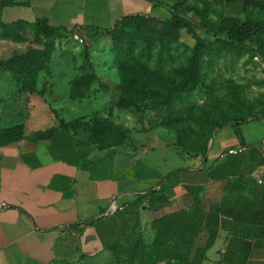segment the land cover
I'll return each instance as SVG.
<instances>
[{
    "label": "trees",
    "instance_id": "obj_1",
    "mask_svg": "<svg viewBox=\"0 0 264 264\" xmlns=\"http://www.w3.org/2000/svg\"><path fill=\"white\" fill-rule=\"evenodd\" d=\"M146 1L152 7L156 5L167 8L170 17L162 20L143 12L131 13L116 20L109 28L94 25H75L72 28L62 25L54 26L46 17L36 18L34 21L19 19L5 23L1 19L4 7L17 2L0 0V35L14 38L19 31L29 30L37 36L62 38L76 29H81L86 32L89 42L109 35L113 42L114 67L122 77L128 73L139 76L136 74L137 61L152 59L158 43H160L158 45L160 55L157 58L161 60L163 51L165 49L168 51L170 45L180 39L182 29L185 28L189 33H193L189 13L196 15L200 21V28L216 40L225 41L232 46H244L251 43L264 47V7L263 15L252 20L221 14L213 18L212 0H175L171 5L163 0ZM219 1L225 4L239 2L246 6L258 2V0ZM205 51L204 40L198 38L186 61L171 73H161L160 77L153 82H141L137 77L129 83L121 80V87L123 85L128 89H138L141 94L149 96L157 105H170L182 92L196 89L202 83ZM84 59L85 63L81 65L79 73L69 86V96L72 99L87 96L93 83L98 79L88 53V42L85 44ZM46 60V54L28 52L0 62V70L11 73L20 84L21 90L43 93L44 89L38 91L37 82L40 72L45 69ZM116 107L118 109L135 107L140 111L139 105L134 100L120 99ZM109 116L111 117V112ZM55 117L58 125L64 130L88 131L90 141L85 142L70 136L60 140L56 126L36 131L28 136L25 134L24 125L20 123L0 129V146L9 143L23 144L26 141L49 140V151L54 159L89 171L92 161L88 157L94 150L100 148V146L96 148L92 143L111 142L113 136L117 134L121 136V131L125 130L110 117H94L88 122L78 119L66 122L58 113H55ZM248 122L250 121L244 116H235L216 125L219 126L218 128L231 125L241 147H245V150L227 155L223 159L217 156L207 166L211 140L218 130L214 126L210 130L212 134L205 137L203 142L197 146L202 155V163L197 169L182 166L169 172L159 189L139 195L128 204L122 214L127 213L129 219L138 225L140 205L147 202L150 209L167 205L172 189L178 183H183L191 198L188 210L168 213L151 221L150 226L154 230L152 242H144L141 232L138 231L136 240L132 244L122 245L119 242L111 244L110 250L114 256V263L126 261L127 264H203L206 253L214 244L220 228L231 230L234 226H238L242 234L233 233L228 238L220 261L228 264H253L251 252L255 249L264 250V222L261 221L263 216L258 210L256 211L255 204L251 201L256 189L264 195V189L258 186L252 177L255 169L264 163V147L260 150L259 147L247 145L241 125ZM111 143L121 145V138L117 136V141ZM23 159L32 167L41 165L35 154H24ZM143 175L163 178V175L158 172L144 170L143 164L138 160L136 176ZM209 180L224 182V189L236 192L237 196L233 199L224 197L220 202L212 204L207 212L203 211L200 192L204 188L203 183ZM223 216L231 217V220ZM250 224L253 229H257L252 235L249 229H245V227H251ZM123 225L122 223V227ZM203 231L208 233L207 241L204 245H198L197 237ZM251 238L253 241L250 240Z\"/></svg>",
    "mask_w": 264,
    "mask_h": 264
},
{
    "label": "crops",
    "instance_id": "obj_2",
    "mask_svg": "<svg viewBox=\"0 0 264 264\" xmlns=\"http://www.w3.org/2000/svg\"><path fill=\"white\" fill-rule=\"evenodd\" d=\"M103 2L18 0L4 7L1 19L10 23L46 17L51 25L72 28L91 24L87 22L91 21L87 12L97 13L106 9L113 25L127 14L146 13L151 7L146 0ZM41 80L37 83L38 91L45 83ZM45 94L21 90L11 73L0 70V129L21 123L26 135L36 132L27 133L26 127L36 107V99L44 100ZM226 126L233 130L235 139L230 145L222 141L215 152L211 140L207 166L222 150L241 146L231 125L218 128L214 136ZM49 145V140H39L0 146V264H127L126 261L114 263L111 244H132L138 231L144 242L150 243L154 238V230L150 226L152 220L188 210L191 204L185 186L178 183L173 187L167 205L157 209H150L147 202L140 205L137 225L127 213L122 214L128 204L139 195L159 189L167 174L183 165L162 172L157 169L156 160L142 154L136 156L139 150L124 145L94 150L88 157L92 161L88 171L54 159ZM24 154H35L41 165L30 166L23 159ZM138 160L163 178L136 176ZM224 185L220 180L203 183L204 188L200 192L203 211L207 212L212 204L224 197L233 199L237 196L236 192L224 189ZM223 218L231 220V217ZM245 229H249L251 235L257 231L252 225ZM240 232L238 226L231 230L220 228L203 264H228L220 261L221 254L228 238L233 233L242 234ZM207 238L208 233L203 231L196 242L204 245ZM250 240L253 241L252 238ZM251 260L253 264H264V250H253Z\"/></svg>",
    "mask_w": 264,
    "mask_h": 264
},
{
    "label": "rangeland",
    "instance_id": "obj_3",
    "mask_svg": "<svg viewBox=\"0 0 264 264\" xmlns=\"http://www.w3.org/2000/svg\"><path fill=\"white\" fill-rule=\"evenodd\" d=\"M163 1L171 5L175 0ZM212 1L213 18L221 14L255 20L263 15L264 0L247 6L239 2L225 4L219 0ZM148 4L151 6L149 2ZM145 14L162 20L170 17L167 8L156 5L151 6ZM87 17L91 20L87 21L91 23L89 25L101 28L112 25L106 9H100L97 13L89 11ZM188 17L193 33L182 29L180 39L172 43L168 51H163L161 60L157 58L160 55L158 43L152 59L137 61L136 74L139 76L128 73L124 78L114 67L113 42L109 35L92 42L88 41L86 32L81 29H76L62 38L37 36L29 30L19 31L14 38L0 35V62L28 52L47 55L45 69L40 72L38 79L44 80H41L45 82L41 89L47 94L44 100L36 99V107L27 123V133L56 126L60 140L70 136L89 142L88 131L62 129L55 113L66 122L76 119L88 122L94 117H110L111 112L110 118L125 129L121 131V136L117 134L122 144L111 143L117 141V136H113L111 142L92 143L93 146H100L99 149L124 145L132 147L139 150L136 156L142 154L156 160L157 169L167 172L181 165L198 168L202 163V155L197 146L212 134L210 130L225 119L244 116L250 121L241 125L245 140L250 147L263 150L264 47L251 43L232 46L225 41L216 40L200 28L196 15L189 13ZM198 38L204 40L206 51L203 55L202 83L196 89L184 91L170 105L161 106L155 104L149 96L141 94L138 89H128L123 85L121 87V80L129 83L137 77L141 82H153L161 73H171L186 61ZM86 42L98 79L87 96L72 99L69 96V86L79 73L81 65L85 63ZM120 99L134 100L140 111L135 107L118 109L116 103ZM234 139L233 130L224 127L212 138L213 151L220 147L222 141L230 145ZM144 168L152 170L148 166ZM255 171L252 174L254 180ZM251 201L264 218V195L256 189Z\"/></svg>",
    "mask_w": 264,
    "mask_h": 264
},
{
    "label": "built area",
    "instance_id": "obj_4",
    "mask_svg": "<svg viewBox=\"0 0 264 264\" xmlns=\"http://www.w3.org/2000/svg\"><path fill=\"white\" fill-rule=\"evenodd\" d=\"M243 150L244 148L241 146H239L238 148H227V149L222 150L218 154V157L223 159L227 155L236 154V153L242 152ZM255 181L258 186L264 189V163L258 166L257 170L255 171Z\"/></svg>",
    "mask_w": 264,
    "mask_h": 264
}]
</instances>
